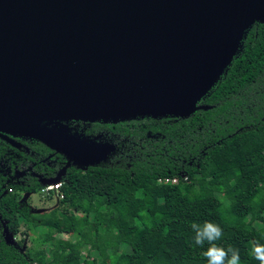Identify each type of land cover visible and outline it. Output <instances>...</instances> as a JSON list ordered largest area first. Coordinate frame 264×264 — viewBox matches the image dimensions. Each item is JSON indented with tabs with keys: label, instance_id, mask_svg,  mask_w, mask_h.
<instances>
[{
	"label": "trees",
	"instance_id": "16d2710c",
	"mask_svg": "<svg viewBox=\"0 0 264 264\" xmlns=\"http://www.w3.org/2000/svg\"><path fill=\"white\" fill-rule=\"evenodd\" d=\"M38 126L108 151L87 167L67 166L66 154L37 139L0 136V264H208L210 245H195L190 227L205 222L223 230L217 246L259 264L250 253L264 245V24L189 118ZM60 173V188L48 193L58 207L32 215L23 197ZM33 228L44 247L5 239Z\"/></svg>",
	"mask_w": 264,
	"mask_h": 264
},
{
	"label": "water",
	"instance_id": "95a60500",
	"mask_svg": "<svg viewBox=\"0 0 264 264\" xmlns=\"http://www.w3.org/2000/svg\"><path fill=\"white\" fill-rule=\"evenodd\" d=\"M256 23L264 0H0V136L87 167L108 149L38 125L189 118Z\"/></svg>",
	"mask_w": 264,
	"mask_h": 264
},
{
	"label": "clouds",
	"instance_id": "9594fccd",
	"mask_svg": "<svg viewBox=\"0 0 264 264\" xmlns=\"http://www.w3.org/2000/svg\"><path fill=\"white\" fill-rule=\"evenodd\" d=\"M195 233L193 240L195 245L204 246L205 241L210 247L203 253L208 264H241L239 249L229 246L227 250L217 246L215 243L223 236V230L212 222H205L203 226L197 223L190 225ZM251 257L259 261V264H264V245H253L250 253Z\"/></svg>",
	"mask_w": 264,
	"mask_h": 264
},
{
	"label": "rangeland",
	"instance_id": "374dc122",
	"mask_svg": "<svg viewBox=\"0 0 264 264\" xmlns=\"http://www.w3.org/2000/svg\"><path fill=\"white\" fill-rule=\"evenodd\" d=\"M253 26H250L248 28L247 32H249ZM138 119H141V118H138ZM211 182L214 183V184H218V182L214 181V180L211 181ZM47 187L48 186H45L44 189H46ZM43 190H42V192L40 194H28V195H25L23 197L22 203L25 204V206H27L29 208L30 213L32 215L47 214V213H50L53 209L58 207V200L60 199V198H58V195L54 194L51 197L50 194L43 193ZM175 190H176V188H168L167 192L170 193V192L175 191ZM195 209H196V206H193L190 209V212L192 213ZM87 225L90 228L93 227L92 224H87ZM26 229H27L26 227H22L21 231L24 232V231H26ZM35 231H36V229L33 228L32 229V233L30 232L31 234L29 233L28 236H26V235L23 236L21 234V235L17 236L16 239L13 238L12 236L11 237L9 236V239L11 241H14V243L17 240L19 241L20 239H23L24 240V244H25L26 247H33V248H36V249L42 248V247L45 246V243H44L43 239H41L38 235H34ZM58 239L70 240V239H72V237L71 236L62 235V236H58ZM103 259L105 261H108V257H107L106 254L103 255Z\"/></svg>",
	"mask_w": 264,
	"mask_h": 264
},
{
	"label": "built area",
	"instance_id": "2783aa9c",
	"mask_svg": "<svg viewBox=\"0 0 264 264\" xmlns=\"http://www.w3.org/2000/svg\"><path fill=\"white\" fill-rule=\"evenodd\" d=\"M166 182H170L172 184H176L177 183V179H172V180H166ZM60 184H57V185H50L48 186L46 189L43 190V193H50L51 191H57L59 188H60ZM47 191V192H46Z\"/></svg>",
	"mask_w": 264,
	"mask_h": 264
},
{
	"label": "flooded vegetation",
	"instance_id": "af4514ba",
	"mask_svg": "<svg viewBox=\"0 0 264 264\" xmlns=\"http://www.w3.org/2000/svg\"><path fill=\"white\" fill-rule=\"evenodd\" d=\"M42 180V182H45V181H47V180H43V179H41Z\"/></svg>",
	"mask_w": 264,
	"mask_h": 264
}]
</instances>
